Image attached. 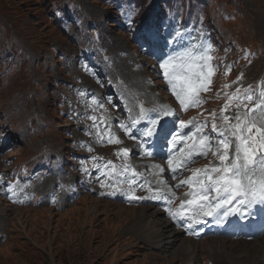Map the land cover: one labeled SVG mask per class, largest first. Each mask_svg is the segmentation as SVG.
<instances>
[{
    "label": "rangeland",
    "instance_id": "1",
    "mask_svg": "<svg viewBox=\"0 0 264 264\" xmlns=\"http://www.w3.org/2000/svg\"><path fill=\"white\" fill-rule=\"evenodd\" d=\"M184 2V0H70V5H67V0H0V128L5 127L6 132L10 131L18 137L9 150L0 154V169H5V163L1 160L3 158L14 160L16 164L24 162L25 166L20 171L21 177L30 179V183L38 190H42L45 186L46 179L55 178L59 170L66 172L68 176L76 170L83 172L86 168H88L86 175H90L89 172L95 169L97 187L101 186L100 191L104 188L107 190L113 182L110 177L117 176L116 170L111 171L113 157H110L111 165L108 168L105 167V163L97 168L91 165L87 167L86 160L80 157L72 162H56L55 167L45 168L47 163L52 166L56 160L63 157V152H67V146H71L74 128L77 126L74 123L76 118L70 115L77 109V104H73L77 90H74L72 85L79 79L75 77V73L72 72L75 69L68 65L69 63L66 65L68 69L64 70L66 66L63 58L60 57L62 52L59 50L62 47L68 48L69 41L54 24L53 10L57 8L60 12L63 9L65 14L71 7L74 12H80L81 9L85 19L80 26H77V30L83 34H87L89 30L88 38L93 39L94 42H97L103 34L101 32L103 26L98 27L96 24L97 19L103 18V13L111 11L113 15L115 12L132 14L136 23L129 32L118 31L115 25L107 26L106 30H103L104 33L115 34L121 40L111 43L112 39L109 37L106 45L108 52L124 49L135 57L139 64L135 63L134 66L132 61L128 60V55L120 58L118 63L114 61V56H111L113 60L110 58L107 60L108 71L110 76L122 86L125 84L119 82L118 71H125L132 77L127 78L121 72L127 78V82L143 89V81L147 84L158 83V80L163 78L162 70L159 68L158 71H154V68L162 58H166L167 54H162L159 59H149L146 52L133 47L131 41L126 38L133 32L143 31L142 28L148 29L152 23L161 20L162 14L178 15V12L183 11ZM187 6L188 0L185 8L191 15V20L186 16L183 20L176 21L181 25L194 21V24L191 22L188 27V30H194L183 39H188L194 48L206 47L210 44L214 61L230 63L226 53L222 54V49L227 47L226 42L238 41L239 49H242L244 44L259 50L264 48V0H200V5L198 0H192L189 9ZM158 13L161 14L157 15ZM172 26H175V23H172L171 16H168L160 25L161 31ZM181 49L175 47V51L171 50L170 55L180 53ZM122 62L124 65L120 64ZM113 66L117 69L122 68L112 70ZM262 67H264V57L257 59L252 69L246 66L241 71L242 81L247 79L249 71L250 75L261 73L259 69ZM119 79L122 80L121 75ZM215 80L218 86L215 93L217 95L221 91L222 76L218 75ZM161 81L162 86L155 84L153 88L145 86V89L148 88L147 92L151 91L154 97L160 92L169 97V85L165 79ZM234 81L235 78L232 83ZM249 82L250 80H247L246 83ZM215 84L211 83L210 88ZM238 86L243 92L245 88L240 83L239 85L235 83L232 84L234 89L232 93ZM201 94L210 96V91ZM215 95H213L214 100L204 99L207 101L204 104L211 103L213 108L210 106L208 111H205L203 108L195 107L184 116L179 109V118L188 121L194 118L191 117L192 115L198 113L199 121L209 120L206 117L210 112L215 111V107L222 102L220 100L222 99L224 102L219 106L217 113L219 117L226 97L220 94L221 97L216 98ZM174 104L179 106L176 100ZM234 107V105L230 106L226 114L232 115ZM146 110L148 117L151 109L148 106ZM119 113L126 116L123 107L120 108ZM146 121L147 118L140 120V127L133 129L137 139L130 138L128 141L123 140V137L128 136L119 126L113 127L111 133L122 143H114L109 148L116 149L126 143L140 140L137 129L142 130L146 127L144 126ZM216 122L220 124L219 119ZM92 130L89 128L90 132ZM185 130L188 133L192 129L190 127ZM205 132H211V129L205 128ZM47 153H53L56 157L51 159ZM31 161L44 165L33 170L30 168ZM213 163L217 161L209 154L207 158L198 159L196 168ZM110 171V175L105 174ZM129 207L132 206L98 199L94 197L92 190H88L75 203L68 204L61 210L44 205L12 207L0 198V231L5 233L0 239V264H188L189 259L183 256L186 251L178 253L179 257L177 255L176 258L165 261L164 258L168 253L159 254L144 241H136L139 238L135 233L123 231L124 224L128 222L125 215L132 218V211H126ZM144 207H147L150 213L156 211L152 206ZM168 232L169 240L173 241L170 228ZM183 238L180 235V240ZM202 245V243L199 245L201 251H203ZM244 252L245 249L242 253ZM219 253L223 254L221 251ZM181 258L183 260L180 261ZM208 258L203 259L202 264L214 263L212 257L209 258L210 260Z\"/></svg>",
    "mask_w": 264,
    "mask_h": 264
},
{
    "label": "snow or ice",
    "instance_id": "2",
    "mask_svg": "<svg viewBox=\"0 0 264 264\" xmlns=\"http://www.w3.org/2000/svg\"><path fill=\"white\" fill-rule=\"evenodd\" d=\"M156 42L157 34L149 31L144 36L142 47L146 44L151 49ZM211 51L210 44L206 47L190 48L175 55H167L158 64L169 90L178 102L179 109L184 112L190 107H199L207 103L202 99L201 93L211 91L212 77L218 68L212 62ZM230 72L231 67H227L225 75ZM242 79L243 74L234 83L239 85ZM230 87L229 84L223 85V89ZM258 88V93L251 85L243 92L239 86L234 93L224 92L226 102L220 110L219 117L215 111L209 113L211 132H205L209 125L208 119L197 122L193 118L185 121L180 119L177 111L170 106H161L146 127L142 130L137 129L140 137L162 138L171 146V154L166 159L173 179L182 176L184 171L191 172L186 179H180L179 183L168 188L169 191L182 186L189 189L185 193L187 199L180 202L179 208L175 211L169 208V214L174 220L186 218L199 224L206 222L204 218L211 217L218 224H224L230 216H237L243 220L252 214L250 210L255 206L264 205V82H261ZM219 95L220 93H217V96ZM93 103L96 104L97 101L93 100ZM232 105L235 106L233 114H226ZM169 117L174 118L173 123H178L180 129L191 127L192 130L190 133H182L169 129L167 119ZM146 118L147 110L141 104L139 115L128 124L120 123L119 127L129 138L137 139L133 129L140 120ZM89 119L97 129L104 124V119L95 115ZM217 119L220 120V124H217ZM103 131L108 133L106 140L103 133L97 132L102 143H122L111 133L107 124ZM89 151L92 149L89 148ZM209 154L217 163L202 168H190L191 164L197 162V158H207ZM117 155L126 159L129 156V149H120ZM145 155L151 156L152 152L146 151ZM110 165L109 161L105 167L108 168ZM152 167L161 174L164 172V168L159 165ZM111 171H115L114 165H111ZM111 171L105 174L110 175ZM129 173L130 176L125 182L136 184L137 177L141 174L130 165L125 164L116 174L119 176ZM157 183L165 182L157 180ZM146 186L152 194L151 199L164 198L160 195L159 189H152L151 181L139 184L141 188ZM172 196L173 199H178L175 192H172ZM133 198L142 199L134 195ZM168 202L171 204L172 200ZM187 227L191 228L192 224L189 223Z\"/></svg>",
    "mask_w": 264,
    "mask_h": 264
},
{
    "label": "bare ground",
    "instance_id": "3",
    "mask_svg": "<svg viewBox=\"0 0 264 264\" xmlns=\"http://www.w3.org/2000/svg\"><path fill=\"white\" fill-rule=\"evenodd\" d=\"M129 58H130V55H128V60ZM121 68L122 67H119L120 70ZM254 75L255 74L250 75V71H249L247 75V80L249 81L250 77ZM128 76L130 77V75ZM131 78L132 77H130V79ZM141 81L142 80H140V82ZM144 93L146 94L147 91H145ZM155 98L156 97L150 99L149 102L151 103ZM95 116H97L98 118H102L98 112H96ZM101 128L104 129V127H101ZM126 211H129V212L132 211L131 212L132 218H128L125 215V218L127 219L128 222L124 224L123 231H125L126 233L127 232L135 233L137 237L139 238L136 241L138 242L139 240L144 241L147 245H150L154 248L152 250L157 251L159 254L168 253L164 258L165 261H168L171 258L174 259L176 258L178 253H183L186 251L183 256L189 259L188 264H201L202 259L207 258V257H210V258L212 257L214 260V264H264V237L260 239V242H258V240H251V241L250 240H228L222 237H217V238L206 237L202 239L201 241H195L190 238H184L180 240L179 233L175 232V234L173 235L174 240L170 242L168 240V238L170 237V234L168 233L169 224L164 219L160 218L162 217V213H158L160 212L159 210H156L155 212L150 213L147 210V207H144V206L135 207L134 206V207H129V209L126 208ZM129 223H130V226H129ZM201 243L203 244L202 245L203 251L199 249V245ZM243 249H245L244 253H242ZM219 251L223 252V254H220ZM237 253H240V254L238 256H235V254ZM181 260H183V258H181L180 261Z\"/></svg>",
    "mask_w": 264,
    "mask_h": 264
}]
</instances>
